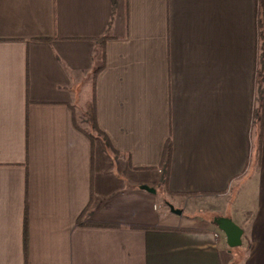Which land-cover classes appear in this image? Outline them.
<instances>
[{
    "label": "crops",
    "instance_id": "obj_1",
    "mask_svg": "<svg viewBox=\"0 0 264 264\" xmlns=\"http://www.w3.org/2000/svg\"><path fill=\"white\" fill-rule=\"evenodd\" d=\"M103 49L98 122L122 154L92 161L70 107ZM260 61L264 0H0V264H264ZM216 217L244 230L238 253Z\"/></svg>",
    "mask_w": 264,
    "mask_h": 264
},
{
    "label": "trees",
    "instance_id": "obj_2",
    "mask_svg": "<svg viewBox=\"0 0 264 264\" xmlns=\"http://www.w3.org/2000/svg\"><path fill=\"white\" fill-rule=\"evenodd\" d=\"M46 40H49V39H44V41ZM104 40H106L105 37L101 41L103 42ZM104 68H105V52L103 49L102 50V61L100 64H98L94 72V80H93L94 86H93L92 99L86 103L84 112H83V117H79V116L77 117L75 108L73 106L70 107L72 110V120H73L74 127L90 141L91 148H92V161H94L95 159L97 143H101L104 146L105 150L110 155L118 156L122 154L114 148L111 140L101 130L99 126V122H98L97 77ZM263 79H264L263 65H262V61H260V63L256 65V70H255V85L256 87L257 86L259 87V91H260L259 108L255 110L254 117H252V129L255 124L261 125L262 118H263L262 117L263 103H262V98H261V93H262L261 85L263 83ZM83 124H85L86 126H83ZM171 157H172L171 143L169 142L166 146V149L163 155L162 165L160 167L162 169L161 171L162 172V178H161L162 185L161 186H164L165 189H167L166 186L168 182ZM141 170L144 171V170H150V169H141ZM171 194L172 195H182V194H176L172 192ZM187 196L196 197L198 196V194H188ZM90 205L80 217V220H79L80 226H85L89 224V223L84 222L82 218L83 216L87 215L90 212Z\"/></svg>",
    "mask_w": 264,
    "mask_h": 264
},
{
    "label": "water",
    "instance_id": "obj_3",
    "mask_svg": "<svg viewBox=\"0 0 264 264\" xmlns=\"http://www.w3.org/2000/svg\"><path fill=\"white\" fill-rule=\"evenodd\" d=\"M142 190L155 194L157 191L149 186H142ZM172 213L182 215V211H177L174 206L168 204ZM214 223L224 234L229 248H239L243 244L244 230L238 226L232 219L226 217L215 218Z\"/></svg>",
    "mask_w": 264,
    "mask_h": 264
},
{
    "label": "rangeland",
    "instance_id": "obj_4",
    "mask_svg": "<svg viewBox=\"0 0 264 264\" xmlns=\"http://www.w3.org/2000/svg\"><path fill=\"white\" fill-rule=\"evenodd\" d=\"M82 96H83V98H84V100L86 101L87 100V97H88V93L86 92V91H84L83 92V94H82ZM112 160L114 161V159L112 158ZM152 194V193H151ZM155 195V194H154ZM158 197H159V201H160V203H162V205H163V207H165L166 209H170L169 208V206H168V204H170V205H172V206H174V208L177 210V211H182L181 209H179L178 207H177V205H178V203H175L174 204V202H178V200H176V199H173V198H171L172 196H170V195H168V196H166V194H165V189L162 187L161 188V192L159 191L158 192V195H157ZM197 197H195V199H196ZM211 199V198H210ZM201 199H196V200H188V201H185L184 202V208L183 209H185V210H187V211H190V212H198V213H203L204 215L206 214V210L204 209V201H200ZM208 200V199H207ZM220 200L222 201V203L224 204L225 203V200H227V197H224L223 196V198H220ZM213 204H215V203H213ZM179 206V205H178ZM204 206V207H203ZM210 216H214V215H210ZM229 216V215H228ZM217 218V217H216ZM231 219V218H230ZM235 222V221H234ZM215 224V223H214ZM216 225V224H215ZM222 238V237H221ZM227 248H228V246H227ZM240 248L241 247H239V248H234V249H231V248H229V250H231L234 254L235 253H238L239 252V250H240ZM234 264H240V262H237V260H236V262L234 263Z\"/></svg>",
    "mask_w": 264,
    "mask_h": 264
},
{
    "label": "built area",
    "instance_id": "obj_5",
    "mask_svg": "<svg viewBox=\"0 0 264 264\" xmlns=\"http://www.w3.org/2000/svg\"><path fill=\"white\" fill-rule=\"evenodd\" d=\"M215 237H216L218 240H220V239H221V235H220V233H217V234L215 235Z\"/></svg>",
    "mask_w": 264,
    "mask_h": 264
}]
</instances>
